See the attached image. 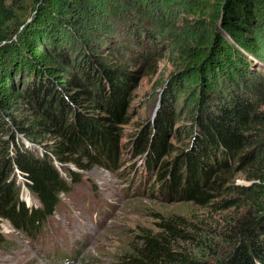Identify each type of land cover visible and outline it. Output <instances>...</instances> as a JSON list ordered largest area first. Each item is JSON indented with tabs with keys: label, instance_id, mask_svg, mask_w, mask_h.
I'll return each mask as SVG.
<instances>
[{
	"label": "trees",
	"instance_id": "obj_1",
	"mask_svg": "<svg viewBox=\"0 0 264 264\" xmlns=\"http://www.w3.org/2000/svg\"><path fill=\"white\" fill-rule=\"evenodd\" d=\"M158 45L176 70L152 127L128 143L148 171L162 158L156 193L211 202L238 168L254 181L240 193L264 197V0H0V245L2 221L34 237L79 169L119 164L132 95ZM178 100L189 118L180 127ZM256 205L211 264H264ZM172 240L145 236L132 263L207 264Z\"/></svg>",
	"mask_w": 264,
	"mask_h": 264
},
{
	"label": "rangeland",
	"instance_id": "obj_2",
	"mask_svg": "<svg viewBox=\"0 0 264 264\" xmlns=\"http://www.w3.org/2000/svg\"><path fill=\"white\" fill-rule=\"evenodd\" d=\"M152 61L149 68H143L132 95L119 164L114 168L99 165L79 169L81 182L71 183V193L58 194L60 202L54 214L34 237L2 221L0 264H133L131 260L137 257L145 236L161 234L173 239L176 251L190 253L207 264L232 249L230 240L239 238L238 225L264 201L261 193H240L242 187L253 185L248 169L231 171L232 188L211 202H177L156 193V173L162 158L148 171L145 159L128 151L137 131L152 127L166 100V82L176 70L162 45L157 46ZM259 69L264 71V65ZM175 107L181 109L179 127L188 124V114L179 100ZM260 110L264 113V104ZM170 143L179 145L175 126ZM21 198L30 206H41L26 189H22ZM231 199L232 203L221 204ZM168 225L177 231L167 232Z\"/></svg>",
	"mask_w": 264,
	"mask_h": 264
}]
</instances>
